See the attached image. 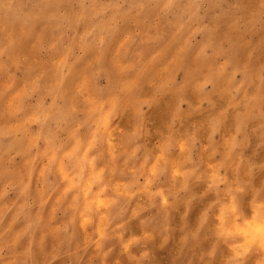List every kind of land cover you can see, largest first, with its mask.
Here are the masks:
<instances>
[{
    "label": "clouds",
    "instance_id": "9594fccd",
    "mask_svg": "<svg viewBox=\"0 0 264 264\" xmlns=\"http://www.w3.org/2000/svg\"><path fill=\"white\" fill-rule=\"evenodd\" d=\"M0 264H264V0H0Z\"/></svg>",
    "mask_w": 264,
    "mask_h": 264
}]
</instances>
